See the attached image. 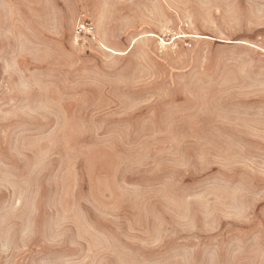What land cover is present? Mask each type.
I'll list each match as a JSON object with an SVG mask.
<instances>
[{
  "label": "rangeland",
  "instance_id": "rangeland-1",
  "mask_svg": "<svg viewBox=\"0 0 264 264\" xmlns=\"http://www.w3.org/2000/svg\"><path fill=\"white\" fill-rule=\"evenodd\" d=\"M0 264H264V0H0Z\"/></svg>",
  "mask_w": 264,
  "mask_h": 264
},
{
  "label": "built area",
  "instance_id": "built-area-1",
  "mask_svg": "<svg viewBox=\"0 0 264 264\" xmlns=\"http://www.w3.org/2000/svg\"><path fill=\"white\" fill-rule=\"evenodd\" d=\"M85 35L91 40H95L94 26L91 22L85 21L83 19L78 20L74 30V39L76 41L81 40Z\"/></svg>",
  "mask_w": 264,
  "mask_h": 264
},
{
  "label": "bare ground",
  "instance_id": "bare-ground-1",
  "mask_svg": "<svg viewBox=\"0 0 264 264\" xmlns=\"http://www.w3.org/2000/svg\"><path fill=\"white\" fill-rule=\"evenodd\" d=\"M180 37H182V34H181V36Z\"/></svg>",
  "mask_w": 264,
  "mask_h": 264
}]
</instances>
